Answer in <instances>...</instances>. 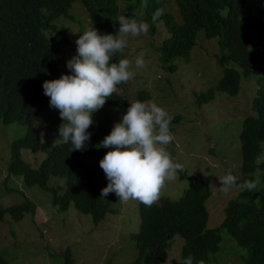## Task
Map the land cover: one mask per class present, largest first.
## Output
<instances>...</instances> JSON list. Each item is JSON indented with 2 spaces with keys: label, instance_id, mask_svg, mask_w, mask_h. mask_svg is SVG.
Returning a JSON list of instances; mask_svg holds the SVG:
<instances>
[{
  "label": "trees",
  "instance_id": "16d2710c",
  "mask_svg": "<svg viewBox=\"0 0 264 264\" xmlns=\"http://www.w3.org/2000/svg\"><path fill=\"white\" fill-rule=\"evenodd\" d=\"M77 2H82L93 27L101 33L117 31L120 15L146 22L154 40L164 37L159 48L163 60L188 61L198 35L204 31L221 47L218 62L224 67V76L217 90L233 97L239 94L243 76L249 75L258 63L260 54L256 47L250 49L247 37L249 30L264 37V12L243 16L247 0H0V122L5 126L19 124L27 130L26 137L13 145L10 173L22 177L27 188L49 193L53 208L67 212L73 206L99 225L115 212L111 208L113 193L101 196L108 181L98 182L96 172L88 170L82 158H103L108 149L99 143L110 130L93 121L86 130L91 138L85 148L72 151L70 142L49 149L35 127L41 124L51 133H58L62 123L58 110L49 106L42 84L69 73L66 51L55 39L69 44L60 21L71 20ZM157 10L160 15L154 19ZM176 10L180 20L175 16ZM120 53L112 62L121 59ZM68 56H72L69 50ZM122 92L115 90L104 105L117 108L123 115L130 102ZM214 99L212 91L200 96L206 102ZM139 100L147 101V93L141 92ZM174 121L176 116L172 117L171 122ZM240 141L242 180H254L256 187L251 192L242 189L228 202L225 219L215 229L208 227L212 177L190 179L189 189L178 201L161 198L151 206L139 203L140 223L134 236L138 257L134 264H166L170 242L176 235L184 240L181 259L192 255L194 261L203 259L205 264H216L224 231L248 251L244 264H264V160L257 163L264 145V96L255 100L254 114L246 118ZM24 149L46 157L33 169L22 161ZM55 179L63 180L65 187L52 186ZM35 211L36 205L28 198L10 208L0 204V222L7 215L19 222ZM0 264H10L1 248ZM63 264H75L70 249L64 254Z\"/></svg>",
  "mask_w": 264,
  "mask_h": 264
},
{
  "label": "rangeland",
  "instance_id": "374dc122",
  "mask_svg": "<svg viewBox=\"0 0 264 264\" xmlns=\"http://www.w3.org/2000/svg\"><path fill=\"white\" fill-rule=\"evenodd\" d=\"M247 3L243 16L263 10L264 0H247ZM175 16L180 20L177 10ZM71 17V20L60 21L67 31L69 44L55 39L64 47L67 60L76 54L75 40L80 32L93 26L82 2L73 6ZM248 33L247 45L250 49L256 47L260 55L251 73L243 76L239 94L234 97L217 90L224 76V67L218 62L221 47L217 39L207 38L204 31L198 35L188 61L163 60L159 48L164 37L160 35L161 41L154 40L149 31L129 36L120 53L121 59H129L133 76L122 82L123 85H117L116 91L124 89L122 94L129 101L139 100L140 93L146 92L147 101L156 102L171 117H177V121L171 122L173 140L166 148L175 161L182 163L183 170L175 180L164 184L157 200L170 198L178 201L189 189L190 179L212 177L213 192L207 202L209 229L217 228L224 221L228 202L242 191L239 186L221 188L218 176L231 170L242 180L240 134L246 118L254 114L255 100L264 96V37L252 30ZM68 50L72 56H68ZM140 53H143L145 63L142 68H137L135 58ZM225 53L227 55L228 51ZM173 67L176 70L172 72L170 68ZM210 91L215 93L214 100H200L201 95ZM122 116L117 108L103 105L93 113V121L111 131ZM35 127L42 143L49 149L64 143L59 133H51L41 124ZM26 134L22 125L5 126L0 122V204L10 208L28 198L36 205L35 213L26 214L19 222H14L9 215L0 222V248L10 264H63L67 249H70L75 264H134L138 257L134 236L139 229L138 205L141 202L131 199L121 202L113 193L111 208L115 212L108 214L99 225L73 206L67 212L53 208L49 193L39 188H27L22 177L10 175L9 169L14 161L13 145ZM45 157L44 153L34 154L28 149L21 153L22 161L33 169ZM100 159L82 158L88 170L96 172L97 181L104 183L107 179L99 166ZM263 160L264 145L257 163ZM254 177L256 179L257 174ZM52 186L65 187V183L55 179ZM222 238L215 261L218 264H244L248 251L226 231L222 232ZM183 245L184 240L179 235L171 240L166 264H179Z\"/></svg>",
  "mask_w": 264,
  "mask_h": 264
},
{
  "label": "clouds",
  "instance_id": "9594fccd",
  "mask_svg": "<svg viewBox=\"0 0 264 264\" xmlns=\"http://www.w3.org/2000/svg\"><path fill=\"white\" fill-rule=\"evenodd\" d=\"M158 15L159 10L153 18ZM117 21L119 28L114 33H101L93 26L80 32L75 40L76 54L66 61L70 72L42 84L49 106L57 109L62 119L57 129L59 138L70 142L72 151L85 148L91 138L86 130L93 124V113L112 96L118 84L133 76L129 59L112 60L126 46L129 36L146 33L149 25L125 15L118 16ZM144 63L143 53L138 54L135 66L142 68ZM129 102L126 113L99 143L108 149L99 161L108 181L101 196L114 193L118 201L138 200L151 206L164 184L175 180L183 165L166 148L173 140L171 115L153 101ZM218 180L225 189L239 186L251 192L256 187L254 180L241 181L231 170L218 176ZM178 261L205 264L203 259L194 261L192 255Z\"/></svg>",
  "mask_w": 264,
  "mask_h": 264
}]
</instances>
